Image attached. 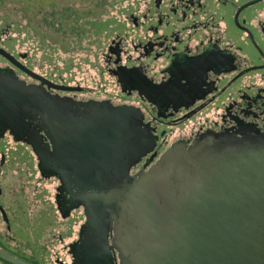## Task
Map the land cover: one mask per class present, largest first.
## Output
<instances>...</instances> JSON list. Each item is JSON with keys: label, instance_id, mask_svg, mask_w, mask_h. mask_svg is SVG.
<instances>
[{"label": "flooded vegetation", "instance_id": "obj_1", "mask_svg": "<svg viewBox=\"0 0 264 264\" xmlns=\"http://www.w3.org/2000/svg\"><path fill=\"white\" fill-rule=\"evenodd\" d=\"M120 14L101 52V72L91 78L97 83L50 80L29 67L26 54L9 51L1 32L0 48L11 59L0 54V77L24 86L42 84L47 94L69 103L94 101L131 110L140 118L145 153L129 174L147 170L173 145L188 146L206 134L264 133V0H132ZM17 116L21 122L0 120V264H120L114 248L100 260L81 251L86 215L74 197L86 187L40 170L31 141L34 137L51 149L49 139L36 116ZM67 147L63 160H79V144ZM22 165L28 188L32 167L40 182L51 184L61 226L80 218L73 233L65 237L64 230L48 229L46 221L40 227L34 222L42 213L33 210L23 189L17 194ZM62 165L80 167L79 162ZM53 248L67 258L50 260Z\"/></svg>", "mask_w": 264, "mask_h": 264}, {"label": "water", "instance_id": "obj_2", "mask_svg": "<svg viewBox=\"0 0 264 264\" xmlns=\"http://www.w3.org/2000/svg\"><path fill=\"white\" fill-rule=\"evenodd\" d=\"M43 90L0 77V120L36 116L51 144L32 138L40 170L86 187L74 197L86 215L82 252L100 260L114 248L120 264H264V133L206 134L129 174L145 153L140 118ZM72 141L81 157L64 161Z\"/></svg>", "mask_w": 264, "mask_h": 264}, {"label": "rangeland", "instance_id": "obj_3", "mask_svg": "<svg viewBox=\"0 0 264 264\" xmlns=\"http://www.w3.org/2000/svg\"><path fill=\"white\" fill-rule=\"evenodd\" d=\"M128 1L132 0H0L3 44L12 53L26 54L29 67L54 82L62 77L70 83H97L91 78L101 72V52L117 30L120 10ZM34 169L28 188L25 167H18L22 187L17 189H23L26 198L32 197L33 210L42 213V218H34L38 227L46 221L48 229L64 230L67 237L80 218L76 215L77 221L59 224L61 220L54 215L53 188L40 182ZM53 250L50 260L55 255L67 258L58 248Z\"/></svg>", "mask_w": 264, "mask_h": 264}]
</instances>
